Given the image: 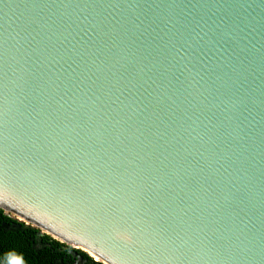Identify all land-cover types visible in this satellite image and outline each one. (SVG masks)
<instances>
[{
  "label": "water",
  "instance_id": "1",
  "mask_svg": "<svg viewBox=\"0 0 264 264\" xmlns=\"http://www.w3.org/2000/svg\"><path fill=\"white\" fill-rule=\"evenodd\" d=\"M0 210L102 264H264V0H0Z\"/></svg>",
  "mask_w": 264,
  "mask_h": 264
},
{
  "label": "trees",
  "instance_id": "2",
  "mask_svg": "<svg viewBox=\"0 0 264 264\" xmlns=\"http://www.w3.org/2000/svg\"><path fill=\"white\" fill-rule=\"evenodd\" d=\"M16 260L19 264H73L68 247L0 210V264H13ZM88 262L102 264L91 258Z\"/></svg>",
  "mask_w": 264,
  "mask_h": 264
},
{
  "label": "flooded vegetation",
  "instance_id": "3",
  "mask_svg": "<svg viewBox=\"0 0 264 264\" xmlns=\"http://www.w3.org/2000/svg\"><path fill=\"white\" fill-rule=\"evenodd\" d=\"M76 254H77V256L71 254L72 259H73V264H89L88 259L90 257H88L86 254H84L88 257V259H87V258H85V256H83V253H80V252H77Z\"/></svg>",
  "mask_w": 264,
  "mask_h": 264
},
{
  "label": "snow or ice",
  "instance_id": "4",
  "mask_svg": "<svg viewBox=\"0 0 264 264\" xmlns=\"http://www.w3.org/2000/svg\"><path fill=\"white\" fill-rule=\"evenodd\" d=\"M13 264H19V261L18 260L13 261Z\"/></svg>",
  "mask_w": 264,
  "mask_h": 264
}]
</instances>
